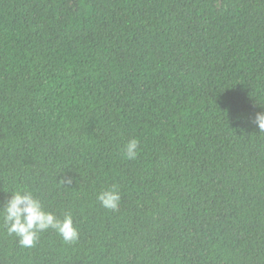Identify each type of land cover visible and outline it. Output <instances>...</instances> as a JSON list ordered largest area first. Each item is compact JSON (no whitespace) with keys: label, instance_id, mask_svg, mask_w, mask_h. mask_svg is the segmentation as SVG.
I'll use <instances>...</instances> for the list:
<instances>
[{"label":"trees","instance_id":"obj_1","mask_svg":"<svg viewBox=\"0 0 264 264\" xmlns=\"http://www.w3.org/2000/svg\"><path fill=\"white\" fill-rule=\"evenodd\" d=\"M261 111L264 0H0V207L27 187L79 231L0 221V264H264Z\"/></svg>","mask_w":264,"mask_h":264},{"label":"clouds","instance_id":"obj_2","mask_svg":"<svg viewBox=\"0 0 264 264\" xmlns=\"http://www.w3.org/2000/svg\"><path fill=\"white\" fill-rule=\"evenodd\" d=\"M261 132H264V111L257 112L252 121ZM139 141L131 139L123 147V154L129 160L137 158ZM63 183L71 186L73 177H63ZM97 199L101 206L108 210L118 209L121 203L119 187L113 184L98 193ZM0 221L9 236H15L22 248L35 247L41 235L54 230L65 243H74L79 239V231L74 224L71 211L63 217L47 211L42 199L35 196L27 187L16 188L10 192V198L0 207Z\"/></svg>","mask_w":264,"mask_h":264}]
</instances>
